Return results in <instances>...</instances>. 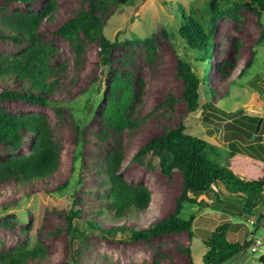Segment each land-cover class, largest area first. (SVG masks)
Masks as SVG:
<instances>
[{
  "label": "rangeland",
  "instance_id": "1",
  "mask_svg": "<svg viewBox=\"0 0 264 264\" xmlns=\"http://www.w3.org/2000/svg\"><path fill=\"white\" fill-rule=\"evenodd\" d=\"M211 1L0 0V57L20 58L32 45L23 36L10 39L3 18L15 13L39 15L35 34L50 48L48 80L56 89L44 94L46 105L0 97V110L44 115L61 149L59 164L49 177L0 182V252L41 245L42 256H30L25 264H187L189 254L194 264H204V239L228 222V240L249 242L250 246L244 245L242 253L221 264H259L264 256V226L257 228L256 224L264 214V201L252 212H243L230 203L216 205L210 192L202 194L206 206L185 203L179 215L182 219L193 217L192 236L180 230L133 240L127 231L115 233L119 225L145 228L174 209L181 173L173 169L169 175L163 174L158 154L139 158L135 154L148 140L180 121L187 125L188 133L217 146L218 161L242 179L264 177V142L252 149L243 139L232 141L228 138L232 129L227 127L245 114L259 115L264 122V11L249 9L244 0H215L214 8ZM180 6L206 31L215 18L208 64L202 61L201 50L180 35L184 15ZM216 7L223 12L221 16L214 14ZM78 10L98 17L104 34L119 43L109 66L100 67L97 62L98 41L81 35L73 44L55 32ZM140 38L149 39L152 57L148 58L147 44L138 41ZM257 50L253 64L241 73ZM178 60L187 61L200 79H206L201 86V106L195 112L187 110L181 96L184 82L177 75ZM116 74L130 75L135 95L133 123L120 131L107 127L102 116ZM30 88L20 78H0V93ZM261 128L257 134L264 136V126L263 131ZM27 133L19 149L0 143V161L28 152ZM115 152L122 154L116 174L151 192L145 210L121 218L116 217L105 181L107 158ZM219 193L223 199L224 189ZM72 210H80L72 222L76 231L68 223Z\"/></svg>",
  "mask_w": 264,
  "mask_h": 264
},
{
  "label": "trees",
  "instance_id": "2",
  "mask_svg": "<svg viewBox=\"0 0 264 264\" xmlns=\"http://www.w3.org/2000/svg\"><path fill=\"white\" fill-rule=\"evenodd\" d=\"M118 1L122 2V0ZM243 2L251 10L264 11V0H244ZM180 8L182 15H186H183V22L179 27L180 35L190 46L201 50L202 61L208 64L212 56L215 18H213L211 28L206 31L190 11H186L181 6ZM213 12L216 16L223 14L218 11L217 7ZM39 20L40 16L34 13H15L3 18L11 31L10 39L17 40L23 36L32 41V45L21 53L20 58L0 57V78L11 75L20 78L22 82L29 83L31 88L27 91L5 89L0 93L1 98L46 105L48 100L44 94L56 91L53 81L48 80L51 74L48 61L50 48L41 43L40 38L35 34L39 27ZM55 32L73 44L81 35L86 39L98 41L97 62L100 67L111 64L112 52L119 44L104 34L102 21L90 11L78 10L74 16L61 23ZM0 34H2L1 31ZM138 41L147 44L148 58L152 57L153 48L149 39L140 38ZM258 51L253 52L241 73L253 64L254 56ZM177 75L184 82L181 96L186 102L187 110L195 112L201 106V86L206 79L205 77L200 79L190 64L183 60H178ZM111 86L110 96L104 106L102 116L107 127L120 131L133 123L131 111L135 95L132 78L130 75L116 74ZM167 102L171 104L170 100ZM86 108H89V105H86ZM260 117L245 114L227 123V127L232 129L228 138L232 141L243 139L252 149H255L256 144L261 146L264 142L262 134H257L252 139ZM263 126L264 122L261 126L262 131ZM27 132H30V149L26 153L12 155L0 161V182L10 179L17 182H29L33 179L47 178L56 170L60 161L61 149L53 138L52 129L46 117L37 113L18 115L0 110V143H10L19 149L22 146L23 137L26 136L24 133ZM148 153L159 155L163 174L169 175L173 169L181 173V191L175 199L174 209L162 220L145 228H128L126 225H119L115 233L127 231L133 240H147L152 236L180 230H186L189 236H192L193 217L182 219L179 215L185 203L206 206L207 201L202 199V194L210 192L215 195L216 205L224 202L230 203L241 207L243 212H252L260 202L264 201V177L242 179L228 165L218 161L219 148L217 146L188 133L187 125L183 121L148 140L139 148L135 156L139 158ZM121 158V153L115 152L109 155L105 175L109 189L108 198L112 199V207L117 218L145 210L151 201V192L146 186L130 184L122 176L116 174ZM220 188L224 189L223 199L220 197ZM79 213L80 210H72L68 216L69 227L73 231L78 230L72 222ZM100 214L103 212L100 211ZM261 226H264V214L257 219L256 227ZM228 228L229 223L224 222L218 225L207 239H204V245L207 247L203 255L204 264H221L242 253L245 250L244 245L250 246L249 242L241 244L238 241H229ZM43 253L41 245L32 248L18 246L0 252V262L2 264H25L28 257L42 256ZM188 257L187 264H194L190 254ZM259 264H264V256L259 258Z\"/></svg>",
  "mask_w": 264,
  "mask_h": 264
},
{
  "label": "water",
  "instance_id": "3",
  "mask_svg": "<svg viewBox=\"0 0 264 264\" xmlns=\"http://www.w3.org/2000/svg\"><path fill=\"white\" fill-rule=\"evenodd\" d=\"M215 6V0H212L211 1V7L214 8ZM262 122H263V117H260L256 123V127H255V133H254V136L252 137V139H254V137L257 135V133L259 132L260 128H261V125H262Z\"/></svg>",
  "mask_w": 264,
  "mask_h": 264
},
{
  "label": "built area",
  "instance_id": "4",
  "mask_svg": "<svg viewBox=\"0 0 264 264\" xmlns=\"http://www.w3.org/2000/svg\"><path fill=\"white\" fill-rule=\"evenodd\" d=\"M256 242H257V244H261V241L260 240H257Z\"/></svg>",
  "mask_w": 264,
  "mask_h": 264
}]
</instances>
